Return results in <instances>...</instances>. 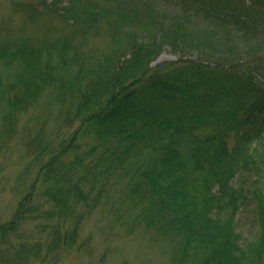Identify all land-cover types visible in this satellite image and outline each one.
Wrapping results in <instances>:
<instances>
[{"label": "trees", "instance_id": "trees-1", "mask_svg": "<svg viewBox=\"0 0 264 264\" xmlns=\"http://www.w3.org/2000/svg\"><path fill=\"white\" fill-rule=\"evenodd\" d=\"M11 6L0 22V150L25 132L17 126L29 111L44 138L27 144L39 166L12 217L0 223V264L41 255L35 234L24 231L38 218L72 226L69 245L49 246L44 256L68 251L84 215L110 192V182L97 177L119 167L126 174L128 159L136 189L129 197L145 204V222L177 236L169 238L176 242L171 264H264V0ZM167 48L176 58L155 62ZM56 108L61 127L77 123L61 145L44 128ZM41 112H48L44 121ZM79 132L96 140L84 155ZM88 157L97 163L86 164ZM249 205L260 236L240 248L230 225ZM55 225L51 241L61 240Z\"/></svg>", "mask_w": 264, "mask_h": 264}, {"label": "rangeland", "instance_id": "rangeland-1", "mask_svg": "<svg viewBox=\"0 0 264 264\" xmlns=\"http://www.w3.org/2000/svg\"><path fill=\"white\" fill-rule=\"evenodd\" d=\"M12 7L11 0H0V22L6 21L7 14H11ZM13 20L18 21L17 17H13ZM97 43L104 45L100 37ZM101 46L97 44L98 48L93 46L91 49L98 54L96 50H100ZM175 58L176 55L170 48H167L162 50L155 62ZM31 112L22 114L17 126L19 129L24 127L25 132L20 133L21 130L18 129L19 133L11 140V146L0 150V223L12 217L13 212L18 208L20 196L29 190V185L37 174L39 164L34 161L35 157L32 154H28L27 144L34 136L42 138L44 136L38 133L41 125L36 117L30 114ZM47 113H40L41 121L46 119L44 114ZM56 113L58 115L57 108L50 113L48 120H45V135L50 142L61 145L60 142L67 143L68 136L76 130L77 123L68 124L63 128L56 119ZM78 134L77 142L82 147L79 153L84 155L85 150L89 149L87 147L92 146L89 144L96 143V140L81 134V132ZM63 138L66 139V142L61 140ZM50 153H43L42 158L45 159ZM89 158L84 161L86 164L95 162V159ZM99 163L106 165L101 160ZM134 163L132 159L123 161L126 166L124 169L127 170L126 174H124L123 167H119L114 170L115 173L109 171L105 173V176L97 177V181L110 182V192L107 198L102 199V203L84 215L79 231L80 237L77 238V242L71 244V250H64L66 251L64 254L62 250H59L54 258L44 256L49 250V246L52 248L67 247L65 242H68L69 245L70 238H72L70 233L72 226L67 223L64 227H60L56 222L58 218L55 216L38 218L36 221L26 224L24 231L35 234L32 240L37 242L38 248H36L41 255L29 262L20 264H171L173 261L171 256L176 249V242L170 243L169 239L172 232L168 231L169 234L165 233L164 236V229L159 227L160 224L158 226L154 222H145L144 215L146 214L142 212L145 204L138 197L136 201L129 197L131 194L134 196L136 194L135 186L131 185L135 183L132 181L133 172H129V169L134 168ZM262 184L264 187V179ZM123 201L126 202L123 203ZM45 207L49 208L50 204H46ZM254 212L253 206H244L235 215L233 226L230 225L233 231V239L240 248H246L249 243L259 239V224ZM138 214H140L139 218L137 217ZM53 224H56L55 230H53L61 233V240H50L48 233L52 231L51 225ZM156 233L159 238H154ZM173 237L177 236L174 234L171 239ZM176 261L178 262V260Z\"/></svg>", "mask_w": 264, "mask_h": 264}, {"label": "clouds", "instance_id": "clouds-1", "mask_svg": "<svg viewBox=\"0 0 264 264\" xmlns=\"http://www.w3.org/2000/svg\"><path fill=\"white\" fill-rule=\"evenodd\" d=\"M250 143H251L252 147L255 148L257 146L258 141L253 139L250 141Z\"/></svg>", "mask_w": 264, "mask_h": 264}]
</instances>
